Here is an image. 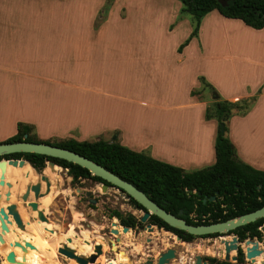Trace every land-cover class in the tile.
<instances>
[{"label": "crops", "instance_id": "0c3cea01", "mask_svg": "<svg viewBox=\"0 0 264 264\" xmlns=\"http://www.w3.org/2000/svg\"><path fill=\"white\" fill-rule=\"evenodd\" d=\"M62 4L66 3L0 0V141L15 132L16 122H24L43 140L116 139L129 149L149 151L155 159L191 170L195 160L214 161L216 120L204 119L205 107L214 100L253 98L245 113L232 110L226 134L236 156L242 154L244 163L264 171V26L255 29L212 10L200 19L196 36L178 50L191 31V23L183 20L188 26L184 35L163 53L126 33L111 32L124 27L117 2L110 7L114 18L97 28L91 17L78 18L71 10L59 16ZM174 8L173 17H179L180 8ZM214 24L220 27L207 32ZM179 25L180 21L168 22L166 32L171 35ZM111 68L118 70V79ZM128 73L135 83L127 81ZM200 76L212 89L200 88ZM133 86L135 93L129 94ZM204 89L210 101L199 97ZM45 169L37 173L26 161L21 167L7 165L3 178L10 188H0L2 200L7 190L15 197L35 182L43 192L41 173L49 180V193L41 198L70 193L63 169ZM139 237L134 233L122 248L135 253L139 239L146 241ZM151 240L150 250L171 244L160 237ZM1 243L5 244L2 239Z\"/></svg>", "mask_w": 264, "mask_h": 264}, {"label": "trees", "instance_id": "16d2710c", "mask_svg": "<svg viewBox=\"0 0 264 264\" xmlns=\"http://www.w3.org/2000/svg\"><path fill=\"white\" fill-rule=\"evenodd\" d=\"M178 1L181 4L180 12L187 13L191 23V31L177 47L178 50L191 37L196 36L200 19L212 10H216L223 17L238 19L243 24L255 29L264 26V0H226L223 6L217 0ZM198 80L201 85L212 89L201 76ZM252 101L253 98H243L236 101L214 100L205 107L204 119L212 118L216 120V132L213 141L214 161L210 165L195 170H184L155 159L144 152L134 151L118 143L116 139L110 141L101 138L80 141L73 138L43 140L36 136L31 124L24 122H16L15 132L0 142L25 140L45 142L70 149L132 183L136 188L148 195L156 204L162 206L167 212L183 218L186 223L193 225L207 224L232 218L264 205V171L255 169L239 160L236 156L235 148L226 134L227 126L225 122L230 117L232 110L234 109L237 114H243L250 108ZM223 111L226 112L223 119H220V114ZM220 122H223L222 132L219 129ZM1 158L23 159L37 173L41 172L47 161H51L54 165L66 170V175L70 177L69 184L71 185L79 182L80 179H89L96 183H106L98 176L91 175L85 168L61 158L32 152H14L1 155ZM25 168L31 177L32 171L28 167ZM210 196H214V200H209ZM10 198L15 200L13 195ZM203 198L205 199L204 202L202 201ZM129 203L134 208L143 210V207L132 198H129ZM18 204L17 202V206ZM0 206H4L2 201H0ZM18 210L22 220L26 221V211L24 210V215L19 206ZM179 210L181 211L180 215L177 214ZM108 217L115 218L119 225L128 228H132L136 224L141 225L133 214H122L114 208L109 210ZM147 222L166 230L178 231L168 226L155 215H150ZM118 224L116 225L117 227ZM261 225H264V216L253 222L238 226L232 232L237 233L243 239L246 236L257 235L259 232L257 227ZM9 226L10 229L14 228L12 225ZM46 226L44 234L39 225L34 226V224L26 225L25 232L14 228V232L8 231L3 233L11 242H29L37 249L33 251L30 248H26L29 263L43 264L40 259V253L46 251L51 255L49 249H56L59 241L65 242V238L68 237L67 231L73 232V229L76 228V225L69 223L68 229L66 228L64 233H56L54 230L58 228L57 225L50 222ZM48 230L53 231L49 232ZM126 231H129L131 236H133L131 230ZM81 232L86 237H97L89 229H81ZM185 236V239L191 237L188 233H185ZM52 237H56L57 239L55 245L51 241ZM48 240L51 241V244L47 243ZM80 253L88 254L90 251L81 250ZM222 253L223 249L220 247L218 254ZM69 260L74 263L72 259Z\"/></svg>", "mask_w": 264, "mask_h": 264}, {"label": "rangeland", "instance_id": "374dc122", "mask_svg": "<svg viewBox=\"0 0 264 264\" xmlns=\"http://www.w3.org/2000/svg\"><path fill=\"white\" fill-rule=\"evenodd\" d=\"M55 1H60V2L62 1L66 3L65 5L62 4V12L59 13V16L63 14L65 15V12L71 10L73 11L74 14L78 15V18L83 19V18L91 17L92 26L94 28L101 26L103 23L105 24L106 22H109L108 20H110L111 18L110 7L112 6L113 3L117 2V4L119 3L118 5H120L121 8L119 9V13H121L122 15L124 14V16L120 15L123 17L122 20L124 27H120V28L117 27L115 30H112L111 32H114L117 35L126 33L128 38H133L134 40L141 41L142 46H147L149 50H151L152 48H158L160 52L162 51L163 53H167L169 51L171 44L176 40L181 39L182 36L184 35L186 31L185 28H188V26L184 25L183 20H186L190 25V17L185 12H180L178 15L179 17L177 16L173 17V15H175L174 7L177 6L180 8L181 6L178 0H55ZM46 8L48 9L47 11L51 12V10H49L50 9L49 6ZM115 15L116 13L114 11L112 18H114ZM173 21H175L176 23L180 21L181 25H179V27L176 26L175 28H173L172 30L173 33L170 35L166 32V27L168 22H173ZM216 27H220V25L217 26H215V24L211 25L210 29L208 30L207 27L206 30L207 32L209 31L213 33V30ZM221 27L222 28L225 27L224 23ZM164 37H165V42H162L161 40ZM222 63L224 64V66L227 64V62H222ZM207 64L208 66L211 65V63H207ZM111 74H113V76H116L115 79L119 78V73L117 69L115 70L111 68ZM127 81L129 83L131 82L135 83V79H131L129 73L127 75ZM198 82L200 84V88L202 89V85L200 81ZM162 90L163 89L160 86V91ZM51 92L52 90H47V93L53 95V93ZM134 93L135 90L133 86L129 94H134ZM208 96L211 97V95L206 89H204L203 94L199 95V97H203L207 101H210ZM113 135L114 134L111 135V138L113 137ZM229 135L232 137V139H235L233 138L232 134ZM93 139L94 138H88L87 140H93ZM234 141H236L235 143L236 145H238L237 140L235 139ZM142 151L147 154H150L149 151L146 150H142ZM239 153L241 152L239 151ZM257 155L259 156V154ZM237 158L241 161L242 160L245 161L243 159L244 157L242 156V154L241 156L237 155ZM204 160L205 161H203L202 159V162H199V160H195L194 163L189 166V169L193 170L211 164L212 160H210L208 157L207 159L205 158ZM45 167L47 168L48 171L56 170V168L54 167L52 168L48 167L46 163H45ZM63 173L66 175L65 169H63ZM31 177H34V175L32 174ZM67 177H68L67 179L68 185L71 189V191H69L70 193L63 194L62 197L60 196L57 197V195H55L54 197L50 198V200L43 198V200H41L39 204L40 208L39 207L38 208L44 211V214L48 217V223L51 222L58 226V228L54 230L56 231V233H64L66 228L68 229L67 227L68 224L72 223L73 225H76V228H74L75 233L80 234L81 229L83 230L84 228L91 230L93 235H96L97 237L98 236L101 237V240L98 239L97 237H93V239H91L92 243L97 244L98 242H102L103 245L101 246V253L95 258V261L93 263H88V264H103V262L105 263L106 260L113 261L120 254H122V256L126 258V254H124V250L122 247H124V245L126 246L127 244H129L128 242H132L131 237H129L128 239L123 237L121 239L123 242L122 241L114 242L115 245L114 246L112 245L111 247L107 246L106 244V242L109 239L113 240L114 237L113 234H110L107 231L108 230L107 228H113L118 233V227L114 225L113 222V220L115 219L108 217V212L110 209L114 208L119 210L122 214L131 213L136 218H138L141 215V210L134 208L127 200H125L123 193L114 187H108L104 191H101L99 187L100 184L93 182L89 179H80L79 182L71 185L69 184L70 177L69 176ZM85 190H90L91 193L89 196H86L84 194ZM91 199H94L95 202H90ZM69 206L72 207V209ZM25 211L27 213V216L30 215L35 218L34 221L32 222L34 223L36 220V213L31 212L29 209H25ZM71 211L78 212L80 216L75 215ZM93 223L96 225V229L93 227L92 225ZM35 225H39L42 232H44L45 227H47L46 225H43L39 221H36V224H34V226ZM16 229L20 231L18 228ZM67 235L68 237L71 238V241L67 243L65 240V242L69 244L71 247L75 248L77 252H80L81 250L84 251L89 250L90 252L92 251L93 245L85 242L83 238L75 235L71 231H67ZM138 235L145 237L149 236L151 239H154L155 237H160L165 242H167V239H169L168 235L164 233L160 234L156 232L155 229L154 230L152 229L151 231H147L146 228H144L143 231ZM1 239L4 241L5 244L1 243ZM51 241L48 240L47 243L51 244ZM9 243L11 244L9 245ZM19 244L22 245L23 243H19ZM143 244L144 241L139 239V241L135 244L136 250L140 251L143 248ZM202 244H203L202 252H204L207 255L211 256L214 253H218L217 251H219L220 243L218 241H214V242L205 241ZM53 245H55V243ZM115 246L117 247L115 248ZM199 248L200 246L197 245L196 250H200ZM49 250L51 252V255L46 251L40 253V259L43 264H50V263L78 264L76 262L74 263L70 262L69 258H66L65 256L57 253L56 249L54 248ZM8 251L13 252L15 256L19 257L21 263L20 262L16 263L13 259H11L9 262L6 261L7 264H30L27 249L23 251L19 246H13L12 242L3 233L0 235V264L5 263L4 255ZM232 252L234 251L232 250ZM152 253L153 255L157 254L156 250L154 249Z\"/></svg>", "mask_w": 264, "mask_h": 264}, {"label": "water", "instance_id": "95a60500", "mask_svg": "<svg viewBox=\"0 0 264 264\" xmlns=\"http://www.w3.org/2000/svg\"><path fill=\"white\" fill-rule=\"evenodd\" d=\"M217 2L223 6L225 5L226 0H217ZM215 97H217L216 94ZM225 112L226 111H223L220 114V119H223ZM219 129L222 132L223 122L219 123ZM14 152H32V153L47 155L50 157L61 158L73 164H76L82 168H85L86 170H88V172L91 175L98 176L99 178L103 179L106 183L109 184L108 185L106 183H99L100 184L99 187L101 191H104L108 187H114L123 193L125 199L132 198L139 205H141L143 207V210H141V215L137 218L138 221L141 223H144L149 217V215H155L158 218H160L162 221H164L168 226L181 230L185 233L191 235H206L212 233H218V234L226 233L238 226H242L246 223L253 222L254 220L264 216V205H262L252 211L222 221L210 222L207 224H195V225L189 224L186 223L183 218L176 216L170 212H167L162 206L156 204L153 200L150 199L148 195H146L144 192L136 188L132 183L120 178L119 176L107 170L100 164L70 149L59 147L45 142H33V141H25V140L0 142V156ZM23 163H24L23 159L1 158L0 186H5L6 188H10V183L5 181L3 178L4 177L3 174L7 165H10L12 167H21ZM46 165L50 168L57 166L54 165L51 161H47ZM39 181L44 182L45 189L43 192H40L39 190V182L26 184L24 186L23 192L18 194V196H15V202H9V198H10L9 190H7L4 193L3 200L0 194V201H2L5 204L4 206H0V235L3 234V232H8V231L14 232L15 231L14 228L15 229L18 228L20 231L25 232L26 225L34 221L35 218L30 215L27 216L26 221L22 220L18 210L17 202L20 203L23 209L28 208L31 212H35L37 221L45 222V223L48 222V217L44 214V211L38 208L37 201L39 198L49 193V180L46 175L41 173L39 174ZM30 193L32 194L31 200L28 199ZM90 193H91L90 190L84 191V194L86 196H89ZM208 199L212 201L214 200V196H210ZM204 200L205 199L203 198L202 201L204 202ZM90 202H95V200L91 199ZM177 214L180 215L181 211L179 210ZM9 225H12L14 228L10 229ZM121 227L123 231L130 230L128 227L125 226H121ZM144 228H146L147 231H151L153 229V226L150 225L149 223H146ZM260 229L263 230L264 226L262 225ZM48 231L52 232L53 230H48ZM108 232L114 235L113 240L109 239L107 241L109 243V246L111 247L114 244V242L119 241V237L116 235L117 232L113 228H108ZM134 233L136 234L135 231ZM65 239L67 243L71 241L70 237H66ZM175 239L179 240V237L175 236ZM236 242L237 239L234 235H231L229 242L223 241L224 257H228V252L230 249L236 248ZM22 243L23 244L21 245L18 242L13 241L12 245L19 246L23 251L26 248H33V246L27 241H22ZM248 243H251V246L246 247L245 256L249 258L258 255L260 250L257 249V243L255 241H249V240H246L244 242V244H248ZM10 244L11 243H9V245ZM56 251L57 253L65 256L66 258L74 260V262L78 264H88V263H93L95 261V258L101 253V244L99 243L94 244L92 247V252L88 255L76 253L75 250L69 247L65 242H60L59 246H57L56 248ZM261 253L264 255V252ZM13 256H14L13 252L9 251L4 255V259L7 262H9ZM171 256H173V248L171 247L159 251L157 253V257L159 258L160 261H165L166 258H169ZM122 262H125V260ZM108 263L109 262H106V264Z\"/></svg>", "mask_w": 264, "mask_h": 264}, {"label": "flooded vegetation", "instance_id": "af4514ba", "mask_svg": "<svg viewBox=\"0 0 264 264\" xmlns=\"http://www.w3.org/2000/svg\"><path fill=\"white\" fill-rule=\"evenodd\" d=\"M125 200L129 202V199H125ZM146 223H148L147 220L144 223H141V225L136 224L134 227L129 228L130 230H132L133 239H134V231L136 232L135 239L140 238L138 234L143 231ZM152 226H155V225H152ZM261 226L257 227V230L259 231L257 235H253L251 237L246 236L243 239H241L237 233L232 232V230L226 233H220V234L218 233H212V234H206V235H191L190 234L191 237L185 239L186 238L185 232L181 230L177 229L178 231H170L162 227L155 226L157 230L162 229L164 231V234L168 235L169 239L167 240L168 241L170 240L171 244H169V246H167L166 248L162 250H165L169 247L173 248V256L166 258L165 261H160L159 258L157 257V254L153 255L152 253L153 250L148 249L147 244L151 243L152 240L149 236H146L145 238L146 241L143 238V241H144L143 250L144 251L142 252L140 250L134 253V252L128 251L129 249H125V250L123 249L124 254H126V261L121 262V264H264V255L261 253V252H264V229L261 230L260 229ZM44 233L45 231L43 232V234ZM231 235H234L237 239L236 248L230 249L228 252V257H224L223 241L229 242ZM175 236H178L179 240H176ZM246 240L255 241L257 243V249L260 250L258 255H255L249 258L245 256L246 247L251 246V243L244 244ZM205 241H210V242L218 241L220 243L219 251L221 247L223 249V253L219 255L218 254L219 251H217L218 253H214L211 256L205 254L204 252H202V245H203L202 243H204ZM94 244L96 243H93V245ZM197 245L200 246L199 248L200 250H196ZM107 246H109L108 242H107ZM162 250H159V251H162ZM232 250L234 252H232ZM159 251H156V253H158ZM11 259H13V257ZM107 261L109 260H106V262ZM19 262L21 263V260H19Z\"/></svg>", "mask_w": 264, "mask_h": 264}, {"label": "bare ground", "instance_id": "6f19581e", "mask_svg": "<svg viewBox=\"0 0 264 264\" xmlns=\"http://www.w3.org/2000/svg\"><path fill=\"white\" fill-rule=\"evenodd\" d=\"M56 167H58V166H54V168H56ZM57 170V169H56ZM45 171H48L47 170V168L45 169ZM28 174H29V172H28ZM41 200H42V198L40 199V202H41ZM69 205V204H68ZM18 206H19V209L21 210V212L25 215V212H24V210L25 209H23L22 207H21V205H20V203L18 204ZM70 207V206H69ZM71 209H72V207H70ZM28 209V208H27ZM69 209V208H68ZM72 212V211H71ZM72 213H74L75 215H77V216H80L79 215V213L78 212H76V211H73ZM36 221L37 220H35V222L34 223H32V224H36ZM113 222H114V225H117V222L115 221V220H113ZM43 225H46L47 223H45V222H41ZM31 224V223H30ZM93 225V227L96 229V225L93 223L92 224ZM99 226V225H98ZM92 227V226H91ZM83 230H87V229H84L83 228ZM94 230V229H93ZM154 230V229H153ZM156 231V230H155ZM73 233L75 234V235H77V236H79V237H81V238H83V240H85V242H87L88 244H91V245H93V243H92V240L91 239H93L92 238V236L91 237H86L85 235H83V233L81 232L80 234L79 233H75L74 232V229H73ZM157 235V234H156ZM117 236L119 237V240L121 239V238H123V237H125V238H129V237H131V239H132V237L133 236H131V234H130V232L129 231H123L122 230V227L120 226V225H118V233H117ZM98 239H100L101 240V237L100 236H98ZM56 237H52V243L54 244V243H56ZM61 241H59V243H60ZM66 243V242H65ZM98 243H100L101 244V246L103 245V243L102 242H98ZM67 244V243H66ZM69 247H71L69 244H67ZM115 244H113V246H114ZM140 246V245H139ZM138 246V247H139ZM117 246H115V248H116ZM71 248H73V247H71ZM103 248V247H102ZM30 249H32L33 251L34 250H37L36 248H30ZM74 250H75V252L76 253H79V254H82V253H80V252H77V250L75 249V248H73ZM136 249V248H135ZM223 249H224V247H223ZM92 252V251H91ZM90 252V253H91ZM90 253H88V254H90ZM14 254V253H13ZM88 254H83V255H88ZM230 254H231V252H230ZM100 257H102V256H100ZM256 259V258H255ZM13 260L16 262V263H19V260H20V258L19 257H17V256H15V254H14V256H13ZM97 260V259H96ZM126 261V258L125 257H123L122 256V254H120V255H118L117 257H116V259L115 260H113V261H107V262H109L108 264H121V262L122 261ZM101 262H102V260H101ZM103 264H106V262L104 263L103 262Z\"/></svg>", "mask_w": 264, "mask_h": 264}]
</instances>
